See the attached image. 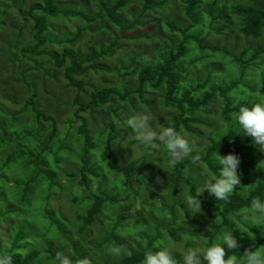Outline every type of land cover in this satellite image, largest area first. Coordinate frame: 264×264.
Instances as JSON below:
<instances>
[{
	"label": "trees",
	"instance_id": "obj_1",
	"mask_svg": "<svg viewBox=\"0 0 264 264\" xmlns=\"http://www.w3.org/2000/svg\"><path fill=\"white\" fill-rule=\"evenodd\" d=\"M135 1L144 3L142 15L127 21L123 11H127ZM81 2L92 6L86 0ZM183 2L184 15L187 17L184 26L168 23L178 32V40L160 45L159 53L145 63L131 58L130 63L118 70L119 76L128 74L135 63L142 67L137 74L127 76L135 77V82L123 86V89L104 87V83L95 85L83 79L92 72H109V67L100 62L114 57L119 43L126 38L125 33H135L137 29L147 27L152 21L143 20V16L157 9L165 11L172 0H99L98 7L89 11L90 16L86 14V6L85 10H80L75 4H64L63 0H40L28 11L19 10L23 25L29 18L34 24L29 31L30 43L22 41L21 29V40L5 50L6 56H14L15 60L8 63V69L0 65V98L4 105L2 111L0 104V144L7 137V150L12 151L9 159H0V178L11 165L21 162L19 165H22L26 181L18 182L10 192L0 190V216L7 221L9 217L12 221V217L17 216L22 222L27 221L26 205L45 207L41 220L43 234L38 238V243H44L45 246L42 249L34 248L31 232L27 227L18 231L17 223L14 231L18 232L11 239L13 244L5 247L10 249L4 253L0 248V264H54L57 253L71 259L75 256L80 260L87 257L91 264H141L144 252L157 250L161 242H179L184 251L197 241L198 246L203 248L214 242L225 230L234 231L240 244V253L245 249L255 250L264 246V238L256 228L250 229L255 236L253 240L247 233H241L231 219L252 198L259 196L264 199V170H259L260 165L264 167V153L253 146L251 138L236 134L237 128L230 127L225 131L231 114L238 110L239 105H251L264 100V0ZM13 4L20 9L24 0ZM60 5H64V8ZM226 12L233 20L226 16ZM6 15L7 10L0 17L2 27ZM58 20L79 21L80 25L75 32L58 38L54 36L61 33L56 23ZM215 24L218 26L214 27ZM110 25L119 27V32L105 45L102 41L109 36L108 32H112L113 27ZM85 33L96 35L99 39L98 48H91L87 53L76 49ZM137 37L133 36V39ZM219 37L223 38V45L211 43L210 38ZM48 44L57 49H50ZM229 44H232L231 47ZM18 45L21 50H18ZM28 54H34V58H28L34 67L27 65V70H23V59H18V56L25 58ZM1 56L3 52L0 53L2 59ZM48 66L62 70L66 87L78 90L72 106L74 118L69 121L65 119V126L70 128L80 124L78 138H72H76L73 146L65 143L57 145V139H68L71 133L60 125L58 118L59 107L66 94H61L56 100L52 94L43 93V89L48 91L49 84L38 75L39 71L57 82L56 75L50 74ZM32 69L37 72L34 77L30 74ZM62 93H65L64 90ZM149 100L157 103L159 109L150 111L153 127H159L160 124L175 126L190 139L194 148L189 157L170 168L166 150L139 144L144 153L134 158H152L157 170L147 172L142 165H137L135 170L130 171L133 163L124 161V154L132 156L133 145L138 142L128 140L131 130L122 117L137 113V107L145 106ZM10 102L17 109L9 110L6 103ZM215 110L218 115L213 116ZM138 112L141 113V110ZM218 116L225 122L223 127L216 126L213 121ZM109 120L113 123H106ZM23 121L29 123L31 129L25 127ZM95 121L106 129L101 136H105L106 141L100 159L102 164L116 173L113 176L116 180L110 181L113 186L108 185L106 179L103 182L102 179L107 178V175L92 163L95 159L90 154L94 147L91 130L96 128L93 125ZM203 128L211 130L209 145L197 152L198 155L195 151L199 145L191 138L203 135ZM221 135L225 136L219 141ZM66 145L70 151L80 148L84 152L86 147L77 172L80 179L76 181L80 188L88 190L86 202L91 203L85 206L78 205L77 200L65 198V185L62 188L56 186L55 172L50 169L56 165L50 162L51 157L54 156L60 162L58 154L66 149ZM33 146L38 147L39 151H33ZM80 150L75 154H79ZM216 151L222 156L235 153L239 157L249 158L240 159L238 174L241 186L228 201H218L204 191L200 196V212L190 213L183 202V193L187 189L198 193L208 175L217 173L218 166L214 159ZM147 174L159 180V184L153 187L147 180ZM131 184L143 190L150 188L153 193L160 194L157 198L160 209L154 203L149 206V210L143 207L134 214L121 215L123 205L133 208V203L140 204L137 197L129 200L125 195ZM121 195L124 196L123 200H119ZM52 202L58 206L64 204V208L72 211L74 223L78 227L76 232L72 229L66 231L58 214L49 211ZM108 205L119 215L114 230L106 236L102 229V212ZM59 210L60 216H64ZM31 221L39 219L34 216ZM124 223L144 227L142 236L131 241L135 247L130 246L128 240L117 237ZM202 226L205 229L198 232ZM186 227L193 230H186ZM100 231L103 232L102 236L101 233L97 234ZM50 242L51 247L48 248ZM13 248L22 251L16 253ZM113 249H119V254ZM238 251L236 254H239ZM176 257L179 264L180 254L177 252Z\"/></svg>",
	"mask_w": 264,
	"mask_h": 264
},
{
	"label": "rangeland",
	"instance_id": "obj_2",
	"mask_svg": "<svg viewBox=\"0 0 264 264\" xmlns=\"http://www.w3.org/2000/svg\"><path fill=\"white\" fill-rule=\"evenodd\" d=\"M63 1H64V4L77 5L80 10H85L84 6H86L87 8L86 14L88 16H90L89 11H93V8L96 9L98 7V2H99V0H86L90 2L92 5V6H89V5H83L81 0H63ZM13 2L18 3L19 0H0V17L5 10L8 11V15H6V18L4 19V22H3V27L0 26V53L3 52V56H1L2 59L0 58V65H2V67H6L7 69L9 66L8 63L11 60H15V58L14 56L12 57L6 56V52H5V50L7 49L6 47H8L9 45H13L16 42L21 40L20 38L21 29H23V40L22 41L30 43L29 31L34 24V22L29 18L27 19L26 24L23 25V23L19 19L20 17L19 10H22L23 12L28 11L34 3H39L40 0H24V4L20 9L18 8V5H14ZM143 6H144L143 1H135L127 9V11H123V15L126 18V20L131 21L134 18L141 16L142 15L141 13L143 12ZM59 7L64 8V5H60ZM94 15L95 14H93L91 17H93ZM226 16L229 17L228 12H226ZM142 19L146 21L151 20L152 22H150L149 25L145 28L137 29L135 33H125L126 38L125 40L119 43V48L115 51L114 57L110 59H106V60L104 59L105 61L100 62L101 64L109 67L107 69L109 70V72H92L83 79L85 82H91L95 85H100V84L102 85L104 83V87L111 86L117 89H123L122 88L123 86H128L129 84L134 83L135 77L133 76L127 77V76H129V74L131 73L137 74V72L142 67L141 65H139L138 63H135L132 66L129 73L123 76H119L118 70L121 69L124 65L130 63L131 58H137L139 62L141 63H145V61H150L154 58L156 54L159 53L158 49L160 45L171 44L173 40H178L179 38L178 32L174 31L169 26L168 23L173 22L179 27L184 26V22L187 21V17L184 15V2L183 0H172V4L165 11H162L161 9L149 11L147 14L143 16ZM56 23L58 24V27L61 32V33L54 35L56 37L59 36L58 38L63 37L66 33L75 32L78 26L80 25L79 21L63 22L61 20H58ZM110 26L113 27V25H110ZM217 26L218 24L214 25V27H217ZM111 31L112 32L107 33L109 34V36L105 37L104 38L105 40L102 41L103 44L107 45L108 41L112 39V37H114L116 34H118L119 27L116 28L114 26L111 29ZM136 35L138 37L136 39H133V36H136ZM222 39L223 38L220 39V37L218 39L210 38V41L212 44L219 42L220 45H223ZM98 42H99V39L97 38L96 35H93L91 33H85L83 34L82 38L77 43L76 49H80L83 53H87L91 48L97 49L98 48L97 45H99ZM229 45L231 47L232 44H229ZM49 48L50 49L52 48L55 50L57 49V47L50 46V45H49ZM18 50H21L20 45H18ZM29 57L34 58V54H31V55L28 54L25 58H23V56H18V59H23L21 62V67L23 68V70H27L26 69L27 65L31 66L32 68L34 67V63L28 60ZM48 69L50 70V74L56 75L57 82L52 80L51 77L44 76L41 73V71L38 72V75L41 78H44L49 84L48 91L43 89V93L45 95L52 94L57 100V97H59L61 94H66L65 99L60 104L59 115H58L59 116L58 118H60L59 123L62 127H64L66 120L69 121L70 119L73 120L74 118L73 117L74 108L72 109V106L74 104L75 95L78 94L77 93L78 90L73 87L69 89L66 87V84L64 81V73L62 72V70L59 69L60 70L59 71L57 69H54L53 66H48ZM30 74L32 77H34L35 74L37 75V72L35 69H32V72H30ZM123 77H126V78H123ZM86 89L90 90L88 89V87H86ZM63 90L65 93H62ZM1 100L2 98H0L1 110L4 111V105L1 102ZM6 106L11 111H14L15 109H17V106L12 104L11 102L6 103ZM157 107H158L157 103L154 104L153 100H149L145 104V106L140 105L137 108H138V111L139 109L141 110V113L151 114L150 111L159 110ZM138 111L137 113H139ZM135 113L136 112L132 114H135ZM215 115H218L217 110L214 111L213 116ZM86 117L89 118L90 120V116L88 114L86 115ZM122 118H124L123 121L126 122L128 117L124 115ZM153 121L154 120L152 119V122ZM213 121L215 122V125L218 127L219 126L223 127L225 124L223 119L219 118V116L216 117ZM106 123H113V122L109 120ZM79 125L80 124L73 125L72 128H70V126H65L64 129H66L67 132L71 133V137L68 139L62 138V139H59V141L57 139V145L59 146L61 143H65V144H68V146H73L76 138H78L77 130L79 128ZM93 125L94 126L96 125V128L94 127V129L91 130L92 138L94 139V143H93L94 147L92 148L90 154L93 157V159H95L94 162L92 163L94 164L95 167L100 168L102 173L107 175V178L102 179L103 182H105L104 179H106V183H108V185L110 186H113L114 184H112L110 181L116 180L113 177L116 173H114L113 170L107 168L106 165L102 164L101 159H100V155L104 149V142L106 141L105 136L104 137H101V136L106 131V129H103L102 125L99 126L98 121L97 122L95 121ZM24 126L27 127L28 129H31L30 124L27 122H24ZM160 126H162V124H160ZM64 129L61 128V131H64ZM210 132L211 130L207 128H203V135H201L200 137L193 136L191 138L192 141L196 142L199 145V147L195 151L196 153L199 152L200 150L205 149L209 145L208 135ZM73 137H76V138L72 139ZM6 138L4 137L2 139L3 144H0V159L3 161H5L7 158L9 159V157L12 154V151L8 152L7 150L8 148H7V143L5 140ZM139 144L140 143L133 145L132 156H128L126 153L124 154V161L133 163V165L129 164L130 171L135 170L136 169L135 167L137 165H142L147 170V172L153 173L155 170H157V167L152 158L151 159H145L144 157H140L138 159L134 158V157H139L144 153L143 149L141 151V147ZM149 147L150 146H147V148ZM85 148H84V152H82L79 148L78 149L80 150L79 154H75L76 151L78 150L75 149V151L74 150L70 151L67 149V145H66V149L58 154V158L60 162H57L54 156H52L50 160V162H53L57 165V166L54 165L50 167V169L53 172H55V174L53 175H55L56 186L59 188H62V185H65V191H64L65 198L69 199L70 201H72V199L77 200L78 205H81V206H85L91 203V202L90 203L86 202L87 198L85 194L86 192H88V190L80 188V186L76 182V181L79 182V179H80V175H78L77 172L79 170L80 163H81L80 157L82 153H83V156L85 155ZM31 149L33 151H39L38 147L33 146ZM197 154L199 155V153ZM131 157H132V160H130ZM240 159L243 161V160H248L249 158L247 156H243V157H240ZM19 164H22V163L20 162V163L11 165V167L1 175L0 180L1 179L2 180L0 181V190L5 191V192H10L11 189L15 185L19 183H24L26 181V177L22 172L23 171L22 165H19ZM260 169L264 170L263 164L260 165L259 170ZM120 170H122V166ZM125 171H127V169ZM211 174L213 173L211 172ZM262 178H264V175ZM147 180L153 187L159 184V180H157L154 177L149 176L148 174H147ZM118 181H121V180L119 179ZM140 181L141 180H139V184H140ZM109 182L111 184H109ZM45 187L47 188L46 183H45ZM57 191L60 192L59 189H57ZM125 195L126 197L129 198V200L133 199L134 197H137L140 204H138L137 202L133 203L132 204L133 208L123 205L122 211H120L121 215L123 213L134 214L137 212L138 208H143V207H146V209L149 210V206H153L154 203L157 204V209H160L161 207L159 205L160 201L159 202L157 201V198L160 197V194L153 193L150 188H148L147 190H143V188L140 189V188H137L135 185L131 184ZM120 199L123 200L124 196L121 195L119 197V200ZM148 203L149 205H147ZM51 205L52 206L51 208L49 207V211L52 214L54 212L58 214V219L59 220L62 219V226L66 228V231L72 229V231L76 232L78 227L74 223L75 217L71 213L72 211L67 208H64V204H62L61 206H58L57 203L52 202ZM59 209H61V212L64 214V216L63 215L60 216ZM84 209H86V207H84ZM25 211H26L27 221L20 222L17 216H13L12 221L9 217L7 221L6 219L0 216V248L4 251V253L10 249V248L5 249V247L13 244L11 239L13 238L15 233H17L19 229L21 228L23 230L24 229L23 227H27V229L31 232L32 234L31 242L34 248L42 249V247L45 246L44 243H41V244L38 243L39 236L43 234V231L41 230V226L43 222L41 220L43 219V215L45 213V207L26 205ZM149 213L151 215V211ZM102 215L104 217L102 229L104 230V234L108 236L111 234V232L114 230L116 226V220H117L119 213L116 210L114 211L112 206L108 205L104 208ZM34 216H36L39 219V221H31V219H33ZM17 223L19 224L18 231H14V227ZM22 224L24 225L22 226ZM129 224H132V223H129ZM143 229L144 227H133L132 225H127L124 223L122 228L117 233V237L120 240H124V239L128 240L127 242H129L130 246L135 247V245L131 241L138 240L142 236ZM185 229L190 230V231L193 230L191 227L190 228L186 227ZM204 229L205 227L202 226L199 228L198 232H201ZM256 230L260 232L259 228H256ZM100 233L102 236V233H103L102 231L98 232L97 234L100 235ZM171 244L174 246L175 251L181 255V253L183 252V249H182L183 245L179 242H174V243L171 242ZM193 245L198 246V242L194 241ZM50 247H51V242L48 244V248ZM29 248L30 250H32L31 247ZM13 249H15L16 253L18 251H22V250L17 251L16 248H13ZM78 259L79 258H76L75 256L72 259L73 264H78ZM54 264H57V261Z\"/></svg>",
	"mask_w": 264,
	"mask_h": 264
},
{
	"label": "clouds",
	"instance_id": "obj_3",
	"mask_svg": "<svg viewBox=\"0 0 264 264\" xmlns=\"http://www.w3.org/2000/svg\"><path fill=\"white\" fill-rule=\"evenodd\" d=\"M152 116L147 113H135L126 120V126L131 130L128 140L146 146L162 147L167 153V164L174 168L178 163L189 157L194 145L182 131L173 125L153 127ZM230 127L238 129L236 134L251 138V142L261 153H264V100L256 103L241 104L238 110L231 114ZM219 137V141L221 137ZM199 159V157H196ZM218 166L215 174L208 175L198 193L187 189L183 193V202L190 213L201 210V194L206 190L218 201H228L234 191L241 186L238 168L241 160L238 154H214ZM241 233H247L255 240L251 228L260 229L264 238V199L257 196L249 204L239 209L231 217ZM240 244L234 231L225 230L217 236L214 242L206 247L193 246L184 250L180 255L179 264H264V246L255 250H238ZM119 254V249H113ZM238 251L239 254H236ZM57 264H73L69 256L57 253ZM78 264H91L89 258L78 259ZM141 264H178L176 251L170 242H161L157 250H147L143 254Z\"/></svg>",
	"mask_w": 264,
	"mask_h": 264
}]
</instances>
